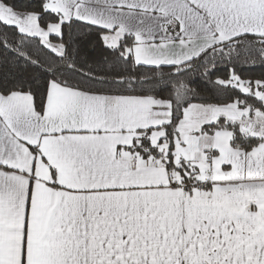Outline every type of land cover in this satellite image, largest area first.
<instances>
[{
	"label": "snow or ice",
	"instance_id": "obj_1",
	"mask_svg": "<svg viewBox=\"0 0 264 264\" xmlns=\"http://www.w3.org/2000/svg\"><path fill=\"white\" fill-rule=\"evenodd\" d=\"M0 264H264V0H0Z\"/></svg>",
	"mask_w": 264,
	"mask_h": 264
}]
</instances>
